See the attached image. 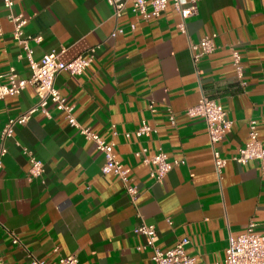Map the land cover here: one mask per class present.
<instances>
[{
  "label": "crops",
  "instance_id": "crops-1",
  "mask_svg": "<svg viewBox=\"0 0 264 264\" xmlns=\"http://www.w3.org/2000/svg\"><path fill=\"white\" fill-rule=\"evenodd\" d=\"M182 2L190 6L192 0ZM196 3L198 12L185 20L182 32L173 0L149 21L138 19L130 3L116 18L106 0H14V13L27 19L25 33L42 37L28 42L34 60L56 52L67 62L100 44L82 74L62 71L55 83L75 105L79 124L115 143L139 194L133 202L117 175L103 173L105 157L95 142L51 103L46 112L17 124L12 137H0V148H6L0 168V261L30 264L31 253L46 264L71 254L78 264H153L146 236L136 231L147 223L156 226L161 249L187 237L186 251L197 264H219L230 239L251 223L264 232L260 163L232 159L248 139L251 120L264 143V0ZM117 28L122 32L112 36ZM13 30L0 0V86L9 84L12 70L18 79L31 76L27 50ZM214 32L219 47L194 62L190 44ZM232 48L241 54V79ZM203 94L222 104L232 121L217 144L227 158L221 173L205 119L187 114ZM37 99L30 84L1 99L0 132ZM144 120L156 131L137 137L133 132ZM23 147L44 162L41 177L29 179L31 162ZM159 151L185 163L157 182L142 159Z\"/></svg>",
  "mask_w": 264,
  "mask_h": 264
},
{
  "label": "built area",
  "instance_id": "built-area-1",
  "mask_svg": "<svg viewBox=\"0 0 264 264\" xmlns=\"http://www.w3.org/2000/svg\"><path fill=\"white\" fill-rule=\"evenodd\" d=\"M112 7L113 16L120 18L124 10L131 4L132 11L138 19L149 21L153 18H158L167 8L169 0H106ZM4 6L8 10V17L14 24L13 35L27 50V55L30 60L31 76L26 79H18L14 70L9 76V84L0 86V100L7 95L19 94L27 84L34 86L37 94V102L25 113L10 118L3 126L0 137L5 139L12 137L17 124H25L31 116L39 111H47L49 104L65 113L70 125L76 127L79 132L86 138L93 140L97 149L103 153L105 162L102 166L104 174L113 173L117 175L123 182L130 199L135 202L139 194L137 186L130 182L129 169L124 166L121 160L118 159L115 152V143L107 141L92 131L89 127L82 126L76 119L74 114L75 105L70 103L64 97L56 86V78L62 71H68L71 75H80L89 67L94 59V54L100 44L90 48L89 53L84 56L80 55L71 61H62L59 54L50 52L44 54L40 61L32 58V49L28 42L30 40L41 41L40 35H27L24 26L27 19L23 14H15L13 11L14 0H3ZM175 8L179 11L181 22L179 28L182 32H186L185 20L198 12L196 0H192L190 6H183L182 0H173ZM132 24V28H134ZM118 32H122V28H117L112 32L115 36ZM217 33L202 37L198 42L190 44V52L194 62H198L203 56L209 55L219 47L216 38ZM233 64L235 66L239 79L243 76V67L241 63V54L237 49L232 48ZM189 116H201L205 119L210 141L212 143V152L217 171L221 173L227 162V158L222 156L217 144L221 142L227 132L232 127V121L227 118L226 110L222 104L215 99L202 95L199 102L187 110ZM174 122V119H172ZM156 128L143 121L141 125L133 132L137 137L150 136ZM132 133H126L130 137ZM23 152L30 158L31 167L29 170V179L39 178L44 173V162L37 158L28 147H23ZM6 153V148L2 145L0 148V168L3 166V156ZM137 156L141 153L136 152ZM232 159L239 163L246 164L251 160L258 161L261 170L264 173V143L259 137L256 120H251L249 124L248 139L244 145L238 148V152L232 156ZM143 162L151 165L150 175L159 182L175 165L185 163V160L169 159V156L164 151H159L152 156H144ZM136 231L146 236V247H151L153 250V264H197L194 256L186 251V246L189 244V238L185 237L176 242V244L166 250L161 249L156 245L158 239L156 226L154 224L142 223ZM15 244H20V238L10 232ZM30 264H46L45 260L40 259L29 253ZM79 260L76 255L61 256L58 264H78ZM0 264H6L0 261ZM219 264H264V232H259L251 223L248 229L236 237L230 239V243L226 248V255L223 261Z\"/></svg>",
  "mask_w": 264,
  "mask_h": 264
}]
</instances>
